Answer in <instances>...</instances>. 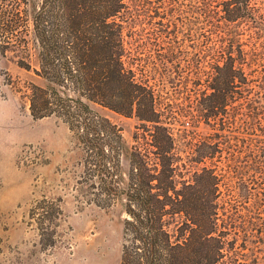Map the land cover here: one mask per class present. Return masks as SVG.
Wrapping results in <instances>:
<instances>
[{
	"label": "rangeland",
	"instance_id": "1",
	"mask_svg": "<svg viewBox=\"0 0 264 264\" xmlns=\"http://www.w3.org/2000/svg\"><path fill=\"white\" fill-rule=\"evenodd\" d=\"M18 1L0 0V16H8L0 21V29L8 26L15 31L1 35L0 44L14 43L23 26L31 27L30 21L14 22ZM215 1L213 9L220 10L223 0ZM199 2L161 0L154 5L159 13L152 19L154 25L125 29L130 52L126 62L154 86L161 120L176 139L183 179L190 183L201 167L214 169L218 176L225 264H264V110L260 113L255 103L264 44H257L262 60L245 68L252 90L235 94L232 118L221 126L223 131L217 121H195L202 93H209L214 55L219 46H229L218 38L222 29L204 22ZM252 3L264 13V0ZM235 30L229 33L239 34L248 51L252 43L248 32ZM13 56L0 54V264H120L126 218L121 200L106 208L91 202L99 184L89 163L91 154L80 142V130L56 117L31 116L29 89L39 80L20 68ZM165 61L170 75L160 67ZM92 110L121 130L126 149L136 145L133 136L142 131L134 117L99 107ZM210 144L218 146L213 158L195 164V151H209ZM104 150L108 151L107 145ZM119 161L116 182L105 185L123 189L127 157L121 155Z\"/></svg>",
	"mask_w": 264,
	"mask_h": 264
},
{
	"label": "trees",
	"instance_id": "2",
	"mask_svg": "<svg viewBox=\"0 0 264 264\" xmlns=\"http://www.w3.org/2000/svg\"><path fill=\"white\" fill-rule=\"evenodd\" d=\"M252 1L223 0L220 10L213 9L215 0L199 2L204 22L212 29H222L218 38L226 39L229 46H219L214 55L209 93H202L192 119L205 124L217 121L221 131L232 118L235 94L252 90L245 68L262 60L257 44H264V13ZM160 2L19 0L14 22L30 21L31 27L23 26L14 43L0 44V54L12 53L20 68L38 78L39 84H32L28 95L34 119L56 117L70 129L80 130V142L91 154L89 163L99 184L91 202L106 208L111 201L121 200L126 218L120 264H225L226 232L218 225V176L214 169L201 167L190 183L183 179L176 139L161 120L154 86L126 62L130 52L125 29L154 25L152 19L159 14L154 5ZM22 5L27 9H20ZM6 18L3 14L0 21ZM231 29L248 32L252 42L248 51L239 34L229 33ZM13 32L7 26L0 29V36ZM260 66L255 103L263 113L264 60ZM160 67L170 75L168 61ZM92 107L134 117L140 123L137 130L142 131L133 136L136 145L126 149L121 130L97 116ZM217 147L210 144L209 151L196 150L193 162L199 165L211 160ZM121 155L128 162L125 186H106L118 178Z\"/></svg>",
	"mask_w": 264,
	"mask_h": 264
}]
</instances>
